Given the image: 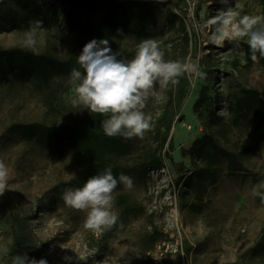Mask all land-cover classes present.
<instances>
[{"label":"rangeland","instance_id":"obj_1","mask_svg":"<svg viewBox=\"0 0 264 264\" xmlns=\"http://www.w3.org/2000/svg\"><path fill=\"white\" fill-rule=\"evenodd\" d=\"M134 1L146 4L136 11L146 16L149 31L142 38L128 34L121 39L128 60L140 41L152 39L158 42L165 60L189 62L206 73L205 78L188 74L179 78L188 87L180 105L178 85H157L159 98H150L144 109L151 117V130L143 138L129 139L133 150L129 157L114 158L134 166L143 150L160 148L163 135L157 127L166 116V121L173 119L169 135L173 148L168 142L163 146L164 168L150 169L145 178L134 173L132 189L113 192V211L119 219L110 230L94 233L86 229V212L67 206L62 198L65 190L81 187L77 182L80 158L68 149L46 148L16 126L72 124L90 111L76 102L71 80L65 81L61 90L54 87V107L50 108L49 90L38 79L10 76L0 83V160L10 173L9 188L0 195V264L12 259L16 231L29 232L38 246L35 257L43 254L47 264H264V202L253 195V189L264 181V145L256 119L241 121L232 127L230 139H222L226 148L244 142L251 148L242 158L243 172L224 171L202 201L186 196L181 181L195 169L189 152L206 132L194 110L201 91L208 88L218 114L227 122L233 119L229 106L242 90L264 83L261 57L257 54V60L250 62L245 53L246 39L216 47L209 42L213 29L207 21L217 10L237 4L242 15H264L261 0H229L227 5L219 0ZM38 2L43 18L31 9L20 8V27L0 25V47L23 49L24 33L34 21H41L36 48L23 50L40 53L48 49L59 57L70 55L76 47L78 29L67 5L56 0ZM83 16L89 24L97 20L91 12ZM170 17L174 26L169 24ZM180 20L186 22L193 37L188 54L181 41ZM211 70L213 75L208 76ZM119 192L143 204L144 213H124L116 200Z\"/></svg>","mask_w":264,"mask_h":264},{"label":"trees","instance_id":"obj_2","mask_svg":"<svg viewBox=\"0 0 264 264\" xmlns=\"http://www.w3.org/2000/svg\"><path fill=\"white\" fill-rule=\"evenodd\" d=\"M39 0H0V25L10 24L13 28L21 25L20 8L33 10L38 17L43 18V9ZM67 5V11L78 29L76 47L66 57H59L46 49L40 53L23 50L18 47H0V83L8 80L10 76L15 78L34 77L38 79L42 87L49 90L48 105L54 107V87L61 90L64 82L70 80L73 68L80 69L77 63L78 55L83 46L93 38L107 39L113 52H121L118 59H128L126 51L122 48L121 39L128 34L142 38L148 34L149 25L146 16L136 11L144 2L136 3L134 0H56ZM264 9V0H261ZM91 12L97 17L96 22L89 24L84 21L83 14ZM169 24L174 26V20L170 17ZM181 41L185 54H188L190 42L193 37L186 29V22L180 20ZM245 53L251 59V50L248 44H244ZM264 68V58L260 59ZM238 64V63H237ZM236 64V65H237ZM213 71H210L212 76ZM179 95L177 104L188 94L185 80H179ZM194 110L206 127L203 137L196 139L190 149V155L195 162V169L181 178L184 193L192 198V201H202L206 191L215 185L224 171L230 174L244 171L243 156L250 151L247 142L239 147L226 148L222 139H230L232 127L239 125L243 120L256 119V127L259 131V139L264 145V83L259 87L244 89L241 95L229 106L233 115L232 121H225L218 114L213 98L204 88L199 99L194 105ZM107 117L91 113L85 118L74 123H62L46 125L32 123L18 125L21 131L31 134L44 147L52 150L68 149L81 160L77 182L82 187L86 180L95 174L102 172L111 166L113 175L118 179L120 173L133 178L134 173H139L144 178L150 169H162L165 166L163 146L168 142L173 148L169 135L172 128V120L166 121L163 116L158 125V133H162L163 141L160 148H149L139 154L134 166H128L115 162L114 158H126L132 154V143L121 136L108 137L101 126L102 120ZM163 130V132H162ZM258 180V176L254 175ZM124 188L118 184L114 191ZM124 213L142 214L145 211L143 204L132 201L128 194L119 192L116 196ZM192 208L200 211L196 205ZM29 232L20 234L16 231L11 245L12 258L16 255H27L29 259L39 260L35 257L37 249L36 241ZM44 259V258H43ZM5 264H12V259H6Z\"/></svg>","mask_w":264,"mask_h":264},{"label":"clouds","instance_id":"obj_3","mask_svg":"<svg viewBox=\"0 0 264 264\" xmlns=\"http://www.w3.org/2000/svg\"><path fill=\"white\" fill-rule=\"evenodd\" d=\"M227 5L229 0H219ZM241 6H229L217 10L207 21L213 29L209 42L219 48L225 43H239L246 39L251 50V59L264 58V15L241 14ZM41 21H34L24 33L21 47L34 50L37 46V28ZM121 52H113L107 39L93 38L78 55L80 69L70 73L74 85L76 102L91 113L107 117L101 126L108 137L124 139L143 138L151 130V117L144 109L150 98H159L157 85L175 86L186 74L205 78L206 73L195 64L179 60H165L157 41L145 39L136 46L132 59H118ZM10 173L8 166L0 160V195L8 189ZM118 184L132 189L131 176L120 173L118 179L111 166L90 176L82 187L67 189L63 193L65 204L77 211L86 212L84 227L94 233H103L116 225L119 217L113 211V192ZM264 181L253 189V195L264 202ZM91 254H89L90 256ZM80 258V259H86ZM67 259V258H66ZM12 264H47L43 258L29 259L27 255H16Z\"/></svg>","mask_w":264,"mask_h":264},{"label":"water","instance_id":"obj_4","mask_svg":"<svg viewBox=\"0 0 264 264\" xmlns=\"http://www.w3.org/2000/svg\"><path fill=\"white\" fill-rule=\"evenodd\" d=\"M192 60H194V59H192Z\"/></svg>","mask_w":264,"mask_h":264}]
</instances>
